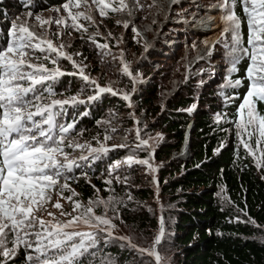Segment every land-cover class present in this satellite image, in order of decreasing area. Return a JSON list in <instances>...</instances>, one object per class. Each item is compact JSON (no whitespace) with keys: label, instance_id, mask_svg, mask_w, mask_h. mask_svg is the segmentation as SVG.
Masks as SVG:
<instances>
[{"label":"trees","instance_id":"1","mask_svg":"<svg viewBox=\"0 0 264 264\" xmlns=\"http://www.w3.org/2000/svg\"><path fill=\"white\" fill-rule=\"evenodd\" d=\"M64 3L66 0H0V47L7 44L5 37L10 29L9 22L15 16L30 12L33 17V14L38 12L61 8ZM145 8L144 3L139 8V15L143 19ZM235 14L242 21L240 46L244 47L247 46L248 27L239 0L235 5ZM112 15L114 12L98 18L102 23L111 25L114 18ZM94 30L95 26L91 25L89 31ZM73 41L74 56L90 62L91 70L99 64L98 59L101 56L97 55L89 42L77 39ZM232 46L231 41L229 49ZM173 55L169 61L176 65L182 54L179 51ZM38 61L45 62L43 59ZM227 63L229 67L225 79L233 84L240 80L241 85L225 88L219 85L217 89H209L204 94L207 95V101H201V105L204 104L209 112L202 110L191 116L184 112L194 104V91L188 86L169 99L168 110L158 115L159 110L154 106V101L157 98V86L163 83L162 80L145 89L139 100L141 109L147 112V122L151 124H147L149 128L147 133L159 130L168 133L174 140L165 146H157L152 156L159 167L157 176L164 224L163 239L156 247L162 258L161 264H264V165L257 166L261 160V153L254 140L248 141L255 151V155H252L243 147L236 135V122L241 119L237 116V108L249 86V81L245 78L249 60L240 59L235 65V71L231 70L233 67L231 57ZM139 68L147 70L145 66ZM171 68L165 66L162 70L164 79L170 76ZM57 83L59 84L57 91L66 85L68 88L72 85V91L65 89L61 91L72 94L84 92L79 80L62 77L53 82L51 88L53 89ZM255 107L259 114L264 115V102L256 103ZM107 108L108 121H118L120 114L128 115V110L121 100L103 97L101 101L97 100L92 104L89 116L80 120L77 130L66 136V140L82 138L83 133H86L84 137L92 141V136L101 131L97 127L102 124ZM125 120L130 126L132 121ZM191 120L194 122L189 140L191 157L182 162H171L172 153L178 152L182 146L184 130ZM243 138L247 139L246 136ZM135 152L142 154L143 159L146 156L147 160L151 158L150 152L144 146ZM115 154L116 152L111 154L110 160L107 158L99 160L91 165L82 177L74 179L72 183L69 182V185L76 187L71 194L72 196L75 193L74 202L87 204L94 198L93 189L84 179L88 175L91 185L95 184L99 189L103 188L101 181L105 178L115 175L124 178L130 176L124 169L112 170L113 172L105 169L109 161L111 163L119 158ZM136 184L140 188L131 191L135 201L131 209L127 207L125 200H113L114 204L118 205V211L110 210V215L115 221L113 223H118L116 219L119 218L123 220V226L134 229L156 227L154 217L157 212L150 215L148 210L149 205L153 207L151 202L155 190L139 185V181ZM62 193L69 197L67 193ZM95 211L99 214L97 207ZM112 229L116 234L96 238V246L89 249V254L82 258V264H156L152 256L140 251V247L136 248L119 238L124 235L129 242L131 240L129 234L122 230V226L121 229L120 225L117 229ZM141 248L150 250L149 247ZM19 259L11 260L7 264H20Z\"/></svg>","mask_w":264,"mask_h":264},{"label":"snow or ice","instance_id":"2","mask_svg":"<svg viewBox=\"0 0 264 264\" xmlns=\"http://www.w3.org/2000/svg\"><path fill=\"white\" fill-rule=\"evenodd\" d=\"M82 2L87 4L88 0H66L64 3L63 9L68 13L71 24L63 18L41 21V24L54 22L77 30L82 29L84 26L78 23L80 18L91 20V17L72 11ZM92 3L96 5L101 16L108 14L106 9L115 12L126 7L124 0H92ZM236 3L237 0H221L222 36L228 34L231 37L233 46L228 49V54L232 58V71L236 70L235 65L240 59L249 60L245 77L249 86L237 108V116L241 119L236 122V135L252 155H255V151L248 141L254 140L261 153V160L257 165L259 167L264 165V115L259 114L255 104L264 102V0H239L248 27L247 46L244 47L240 46L242 21L235 14ZM9 35L10 41L0 47V257L3 258L0 264H7L8 259L13 258L21 247L35 253V256H26L28 264H82V258L89 254V249L96 246L97 239L94 232L80 230L81 226L86 225L96 232L108 231L114 227L106 214H94L95 207L102 204L107 207L109 202L99 198L91 201L90 206L84 208L80 215L63 222L57 220L51 212L48 213L50 219L47 221L36 215L37 211L44 210L51 200L52 190L57 188L65 171H72L75 162L69 161L66 155L63 161L58 158L64 154L62 145L73 125L59 124L57 116L60 114L59 110L69 101L49 100L53 95L49 82L66 73L59 67L49 68L45 63H33V54L45 53L42 58L37 59L57 65L56 57L51 55L55 53L72 62L85 81H89V77L72 56L62 51V45L57 47L51 40H39L26 26L17 28L13 25ZM225 47L228 48L226 42ZM124 71L131 75L127 65L124 66ZM90 82L96 84L95 81ZM240 85V80H236L234 84L229 82V86ZM96 87L98 93L113 91L98 85ZM123 98L129 99L128 95ZM71 102L75 104L83 101L72 97ZM137 137H140L139 129ZM148 143L141 139L137 147L147 146ZM81 159L86 157L82 156ZM126 162L133 163L132 157ZM135 162L151 167L148 160ZM65 188H68L67 184L60 185L61 192ZM65 199L72 201L71 196ZM53 207L61 209L62 205L57 202ZM81 207L82 205L75 202L73 211ZM61 215L70 214L62 211ZM162 225L161 219L160 235L154 242L157 245L163 235ZM140 251H147L148 255L155 258L156 264H161L162 258L155 248Z\"/></svg>","mask_w":264,"mask_h":264},{"label":"rangeland","instance_id":"3","mask_svg":"<svg viewBox=\"0 0 264 264\" xmlns=\"http://www.w3.org/2000/svg\"><path fill=\"white\" fill-rule=\"evenodd\" d=\"M131 1L132 9L128 10V8L122 7V10L120 11L123 12H114V15H112L114 16V18L110 23L111 25H106L100 21L98 17H100L101 15L99 14V10L96 5L92 3V0H88L87 4L81 3L80 6L83 8L82 10H78V7H76L73 8L72 11L74 13H83L84 16H90L91 20H86L81 17L78 23L82 24L84 27L80 30L67 27L64 24H56L54 22L44 23L43 25L41 24V21H55L62 18L67 20L68 24H71L72 21L68 17V13L63 9V7L55 8V10L51 9L50 11L35 13L33 14V18L29 19L30 21L32 20V22L26 20L27 15L30 14H26V16L21 15V17L20 15L15 16L13 20L9 22L10 29L6 34L5 41L6 43L10 41L11 37L9 35V32L12 29L13 25H18L17 28L20 26H26L32 33H34L35 37L39 38V40H51L57 47L62 45V51L65 54L72 56L76 64L83 68L84 74L89 77V81H85L78 74L79 69L73 67L72 62L64 59L62 56H57L55 53H52L51 55L56 57L58 61L57 65H53L51 61L42 62L45 63L47 67L50 66L49 68L59 67L61 71L66 73L63 76L58 77V79H56L57 81L62 77L72 78V80L76 81L79 80L82 89H84V92L82 93L83 95L77 92V94L65 92L69 90L72 91V85L69 86V88L68 85H66L65 88L63 87L60 89V91H57L56 88L59 86V84L57 83V85L52 89L53 95L49 98V100L55 99L69 101V103L65 105L63 109L59 110L60 114L57 116L62 117L57 118L60 120L61 124L73 125L68 136L77 130L78 124L81 119H86V117L89 116L92 104L97 100L98 102L101 101L103 97L121 100L125 108L128 110V115L125 116L124 114H120L118 121H108L107 115L109 110L107 108L105 111V116H103L102 118V124L100 125V127H97L101 129V131L99 134L92 136V141H88L87 139L89 138L84 137L86 133H83L84 135L82 136V138L74 137L70 140H65V143L62 145V147L64 148V154L59 155L58 158L63 161L64 156L66 155L69 161L75 162V165L71 172L65 171L64 175L59 180L57 188L53 189L51 192V200L45 205L44 210L37 211L36 215L42 217L47 221L50 219L48 213L51 212L54 214L57 220L63 222L71 219L72 216L80 215V212H82L84 208L90 206L91 201H95L99 198L101 200L108 201L109 203L107 204V207H105V205L103 204L97 206L99 214L96 213L95 207L94 214H106L107 218L111 221V224L114 225V227L109 228L108 231L96 232V230L88 228L86 225H82L80 230L94 232L96 234V238H98L99 236L110 237L116 234L114 233L112 228L117 229L120 225V229L122 226V230L127 232L129 234V238L131 239L130 242L127 239H123L125 242L132 244L136 248L140 247L139 249H144L141 247H149L150 250H152L154 240L159 233L158 229L160 226V214L162 209L160 198L158 202V200L154 196L152 199L153 201L151 202L153 204V207L151 205L148 206L150 215H153L157 212L154 217L156 227L150 226L143 229L130 228L129 226H123L124 222L119 218L116 219L118 223H113L115 221L110 215V210L115 209L116 211H118V205L114 204V199H123L126 201L127 207H129L130 209L132 208L131 205H133L135 201L133 200L131 191H136L140 188L138 187V184H136L138 181L140 183L139 185L155 190L156 194L155 187L158 183L157 172L159 167H157V164L152 156L156 152L155 150L157 146H165L167 145V143H173L174 141L173 138L168 135V133L166 134L159 130L153 131L151 134L147 133V131H149V128H147V124H151L150 122H147V112L145 111V109H141L142 107L141 105H139V100L141 99L145 89L154 86L157 81L162 80L163 83L157 86V98L154 101V106H156L159 110L158 115L168 110L167 102L169 99H171L182 89H186L188 86L194 91V104L185 109L184 112L191 115H194L198 113V111L202 110L205 112H209V109H207V107H204V104L201 105V101H207V95L204 94L207 93L209 89H217L219 85L221 88L229 87V81L225 78L227 77V67L229 66L227 62L230 59V56L228 55V49L231 43V41L229 40L231 38L229 39L227 34H225L224 36L221 35L219 38L217 37V39L213 41L214 52H212V54L216 59L215 61L218 62V66L213 65V62H215L214 60L210 61L209 64H206V66H208L206 71L202 70V72L200 70V67L204 60L200 59L196 61L191 58L186 60V57L183 54L185 48L184 39H182V42L180 43V41L173 37L178 32L182 33L181 30H178L179 25L173 23L171 17L167 13L168 10L174 11L175 7L173 5L169 7L168 0ZM163 1L164 6L167 7V10L161 7V3H163ZM165 2L168 4L166 5ZM180 2L181 0L177 1L176 4H180ZM126 3L128 7L131 2H129L128 0H124L125 5ZM138 3H141L142 5L144 3V5L148 7V9L144 12V19L139 15V13L136 12ZM106 11L108 14L113 12L111 11V9H106ZM218 13L219 20L221 21V9L218 10ZM19 17L20 19H18ZM167 17L170 18L169 23H166V19H168ZM145 20H147L148 22L146 23ZM91 25L95 26L94 31H89ZM125 25H127V27ZM38 26V33H35L34 29H36V27ZM68 32H75L77 34L72 35L68 34ZM159 35H161L162 39L166 38L169 42L173 43V45L176 46L173 47V49L177 53L179 52L177 50L178 48L182 56L181 60L176 65L172 64L171 62L161 64L159 70H157V72L153 74L151 68H149L148 65L151 61L156 59L153 54L158 51H152L151 47L153 46V43L158 40L157 38ZM216 36L217 34H214V38H216ZM75 39L79 41L89 42L92 48L97 52V55L101 56L100 59H98L99 64L92 67V70L89 67L90 62L86 61L85 59H78L77 56H74L73 40ZM225 42L227 43L228 48L225 47ZM159 43H161V41H158L156 44H154V46L156 45L157 47V44L159 45ZM189 44H192V42H190ZM206 44L209 43L205 42L202 44L205 45L203 49V51H206L204 53L205 57L208 55L209 50ZM102 45H110L111 47L108 46L107 48H104L101 47ZM101 52L105 55H101ZM44 55L45 53H34L32 62L35 64H40L41 62L38 61L39 59H37V57H43ZM171 58L172 57H170V59ZM190 61H195V63L191 67H189V64L187 63L189 62L190 64H192ZM101 62H103L104 64H102ZM125 65L128 66L131 75L125 73ZM139 66H145L147 67V70H142L141 68H139ZM165 66L172 67L169 70L171 71V73L170 76H168V79H164V75L162 76L161 74L163 73L162 70L165 69ZM213 69L217 70L219 73H215ZM213 73L218 76L217 83L214 84V82L209 85L208 76L212 75ZM159 76H161V78H158ZM149 78L151 79L149 80V82H147L146 80ZM179 78L181 80V85L177 88ZM55 81L49 82L50 86H52L53 82ZM90 81H95L96 84L94 85ZM97 85L100 88H110L113 91L98 93V89L96 87ZM162 86L163 89H166V91H164L163 93L161 92ZM62 89H65V91H61ZM113 92H115V94H113ZM124 95H128L129 99L125 100L123 98ZM72 97H76L78 101L83 102L73 104L71 102ZM89 97H95V99H89ZM71 118L72 120H70ZM125 119H129L132 121L130 126H128ZM151 123H153V121H151ZM137 129H139L140 132L139 138L137 137ZM141 139L147 140L149 142L148 145L144 147H146L148 152H150L151 154V158L148 159L149 165H151V167L135 162L138 160H147V156L145 157V159H143L141 157L142 154H138V152H135L136 149H139L143 146L141 145L140 147H137ZM69 144H71L72 146L68 147ZM77 145H80L82 147H77ZM184 146L185 145L183 144L178 152L174 151L172 153L170 158L171 162H182L184 160H189V158L191 157L190 150L189 148H186L187 150H185L186 152H184ZM93 149H107V151L93 152ZM114 152H116L115 155H118L119 158L111 163L109 161V164L105 166V169H107L108 172L116 169H124L126 174L130 173V176L128 178H124L115 175L111 178H105L101 181L104 185L101 189H99V187H97V185L95 184L91 185L92 183L88 178L89 175L86 176L84 179H86V184L90 185V187L93 189L94 198L87 204L78 202L80 205H82V207L74 212L73 207L75 203V197L73 195L71 196V194L76 190V187L74 185H69V182L72 183L74 179L82 177L84 173H87L88 168L99 160L103 158H107L108 160H110L111 154ZM82 156L86 157V159H81ZM129 157H132L133 159V163L131 164H128L126 162ZM168 162L169 161L167 160L166 163ZM134 168L135 170H132ZM109 181L111 183H108ZM63 184H67L68 188L63 189L62 192L67 193L69 196H71L72 201L65 199V195L60 191V185ZM110 198L113 199L110 200ZM57 202L62 205L61 209L53 207V205ZM62 211L65 213H69L70 215H61ZM119 238H124V235ZM145 253H147V251H145ZM29 254L35 256V253L31 252V250H27L21 247L18 249L17 254L13 258L8 259L7 263H9L11 260L20 258L22 259H19V261H21L20 264H28L26 256ZM2 259L3 258L0 257V260Z\"/></svg>","mask_w":264,"mask_h":264},{"label":"built area","instance_id":"4","mask_svg":"<svg viewBox=\"0 0 264 264\" xmlns=\"http://www.w3.org/2000/svg\"><path fill=\"white\" fill-rule=\"evenodd\" d=\"M168 1H169L168 2L169 7L173 5L175 7V10L174 11L168 10L167 13L171 17L172 22L179 25L178 30L182 31L181 37L179 36L178 33L177 35L175 34L173 37L177 39L178 41H180V43L182 42V39H184L185 48H184L183 54L186 57L185 59L188 60L191 58L196 61L200 59L204 60V62L202 63L200 67V70L206 71L208 67L206 66V64H209V62L213 59L214 61L216 60L214 58V55L212 54V52H214L213 51L214 42L210 44L208 55L206 57H205V54L203 53L204 52L203 49L205 45H202V44L205 42L206 43L212 42V40L215 41L217 37L219 38L222 35L221 33L220 35H217L216 38H214V36L213 38H210L213 34H217V31L219 29V22L217 21V16H218V9H220V7L215 5L214 3H212V5L210 6L203 7L198 2L199 0H181L180 4H176V2L180 0H168ZM193 4H197L196 10H193V6H192ZM147 9L148 7L145 8V10ZM167 18L170 19L169 17ZM145 22L147 23L148 21L145 20ZM197 39H202L201 43L198 44L196 48H193V52H192L190 48H192L193 46L189 44L190 43L189 40L193 42V41H196ZM173 47H176V46L173 45V43L169 42L166 38H164L163 47L160 48V50H158V53H157L159 57L151 61L148 65V67L151 68L153 74L157 72V70H159V68L161 67V64L170 63L169 61L170 57H173L174 56L173 54L176 53V51L172 52L174 50ZM177 50L180 51L178 48ZM190 62L193 63V61H190ZM213 65L218 66V62L216 61L213 62ZM215 69H213L214 72L219 73ZM215 73L209 76H211L212 78L215 77L217 79L218 76ZM158 78H161V76H159ZM150 79L151 78L147 79L146 81L149 82ZM208 84L210 85V82ZM180 85H181V80L179 78L177 88ZM163 86L161 88L162 93L166 91V89H163Z\"/></svg>","mask_w":264,"mask_h":264},{"label":"bare ground","instance_id":"5","mask_svg":"<svg viewBox=\"0 0 264 264\" xmlns=\"http://www.w3.org/2000/svg\"><path fill=\"white\" fill-rule=\"evenodd\" d=\"M158 2H160V1H158ZM165 4L167 5L168 3L165 2ZM159 5H160V4H159ZM161 7H163V9L167 10V7L164 6V1H163V3H161ZM216 8H217V7H216ZM137 19H138V16H137ZM135 20H136V19H135ZM157 20H158V19H157ZM133 21H134V20H133ZM166 23H169V19H166ZM175 26H176V25H175ZM176 35H177V33H176ZM157 39H158V41H161V43H159L160 46H158V50H160V48L163 47L164 39L161 38V35H159ZM208 41H209V39H208ZM212 42H213V40H212ZM212 42H209V44H206V45L208 46V48H209V46H210V44H211ZM154 48H155V47H154ZM154 48H152L151 50H153ZM205 52H206V51H204L203 53H205ZM194 63H195V61H193L192 64L188 63V64H189V67L193 66ZM216 80H217V79H216L215 77L212 78V77L210 76V84L216 82ZM186 148H187V145H185V146L183 147V151H184V152H186V151H185V150H187Z\"/></svg>","mask_w":264,"mask_h":264},{"label":"water","instance_id":"6","mask_svg":"<svg viewBox=\"0 0 264 264\" xmlns=\"http://www.w3.org/2000/svg\"><path fill=\"white\" fill-rule=\"evenodd\" d=\"M188 148H189V143H188V145H187V149H188ZM155 188H156L155 198H156V199L158 200V202H159L160 199H159V186H158V183L156 184V187H155ZM160 215H161V214H160ZM161 219L163 220V215H161V217H160V226H159V230H158L159 233L157 234V236L160 235V231H161ZM162 227L164 228V224L162 225ZM163 233H164V231H163ZM155 239H156V238H155ZM162 239H163V235H162L161 238H160V243H161ZM154 242H155V240H154ZM160 243H159V244H160ZM159 244H158V245H159ZM156 247H157V244L153 243L152 249L155 248V250H157ZM153 259H155V258L153 257Z\"/></svg>","mask_w":264,"mask_h":264}]
</instances>
